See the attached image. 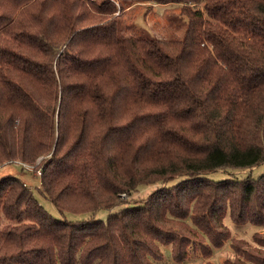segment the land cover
I'll return each mask as SVG.
<instances>
[{
	"label": "trees",
	"instance_id": "obj_1",
	"mask_svg": "<svg viewBox=\"0 0 264 264\" xmlns=\"http://www.w3.org/2000/svg\"><path fill=\"white\" fill-rule=\"evenodd\" d=\"M133 3L179 4L183 37L124 35L117 15ZM9 162L39 170L38 192L61 214L123 206L55 217L2 175L0 264H156L161 245L181 263L226 240L224 264H264V172L207 175L264 163V0H0ZM226 215L255 225L250 240Z\"/></svg>",
	"mask_w": 264,
	"mask_h": 264
},
{
	"label": "rangeland",
	"instance_id": "obj_2",
	"mask_svg": "<svg viewBox=\"0 0 264 264\" xmlns=\"http://www.w3.org/2000/svg\"><path fill=\"white\" fill-rule=\"evenodd\" d=\"M117 19L121 32L126 36L133 37L146 36L163 39H180L183 37L187 25V17L180 12V5L177 3H133L128 6L126 4L119 10ZM39 159L40 157L38 161ZM262 172H264V163L243 169H218L207 173V175L214 179L224 177L225 175L243 176L245 174H251L252 177H257ZM5 174H11L22 178L32 187L35 195L44 208L55 217L76 220L92 216L93 218L105 219L110 212L116 211L123 206L118 204L110 209L98 208L94 212H64L61 214L48 198L39 194L38 187L40 186V178L37 170L26 164L9 162L0 165V177ZM159 184V182L141 184L130 194L121 195L125 201V203L122 204L125 205L143 200L151 191L158 187ZM224 220L233 237H241L250 240L251 233L256 229L255 225L250 222L234 224L229 219L228 215L224 217ZM161 251L162 258L156 261V264H202L207 260L211 264H224L226 258H231L234 255L228 240L220 247H214L212 253L207 257L201 255L197 250L190 251L186 260L181 263L171 260L169 246L161 245Z\"/></svg>",
	"mask_w": 264,
	"mask_h": 264
},
{
	"label": "built area",
	"instance_id": "obj_3",
	"mask_svg": "<svg viewBox=\"0 0 264 264\" xmlns=\"http://www.w3.org/2000/svg\"><path fill=\"white\" fill-rule=\"evenodd\" d=\"M37 172H39V170H37Z\"/></svg>",
	"mask_w": 264,
	"mask_h": 264
}]
</instances>
